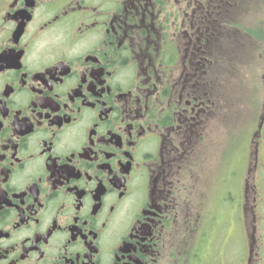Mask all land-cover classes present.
Here are the masks:
<instances>
[{
	"label": "flooded vegetation",
	"instance_id": "obj_1",
	"mask_svg": "<svg viewBox=\"0 0 264 264\" xmlns=\"http://www.w3.org/2000/svg\"><path fill=\"white\" fill-rule=\"evenodd\" d=\"M262 1L0 0V264H205L208 142L250 54L264 94Z\"/></svg>",
	"mask_w": 264,
	"mask_h": 264
},
{
	"label": "rangeland",
	"instance_id": "obj_2",
	"mask_svg": "<svg viewBox=\"0 0 264 264\" xmlns=\"http://www.w3.org/2000/svg\"><path fill=\"white\" fill-rule=\"evenodd\" d=\"M260 12L264 14L263 1ZM250 57L249 66L237 70L239 80L246 82L229 83L225 131L220 127L223 113L208 142L220 138L216 143L220 147L210 154L211 180L203 199L211 213L202 214L206 224L199 232L209 248L207 257L202 256L205 264H264V136L255 137L264 111L263 84L257 86L263 71L257 69L254 55ZM256 142H261L258 150Z\"/></svg>",
	"mask_w": 264,
	"mask_h": 264
}]
</instances>
